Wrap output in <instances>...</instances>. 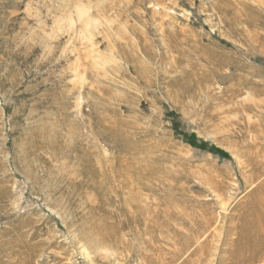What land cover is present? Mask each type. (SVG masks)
I'll use <instances>...</instances> for the list:
<instances>
[{
	"label": "rangeland",
	"instance_id": "1",
	"mask_svg": "<svg viewBox=\"0 0 264 264\" xmlns=\"http://www.w3.org/2000/svg\"><path fill=\"white\" fill-rule=\"evenodd\" d=\"M0 264H264V0H0Z\"/></svg>",
	"mask_w": 264,
	"mask_h": 264
}]
</instances>
